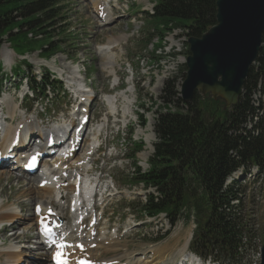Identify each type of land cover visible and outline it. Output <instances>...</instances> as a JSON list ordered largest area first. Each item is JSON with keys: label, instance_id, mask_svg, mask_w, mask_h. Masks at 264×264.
<instances>
[{"label": "rangeland", "instance_id": "1", "mask_svg": "<svg viewBox=\"0 0 264 264\" xmlns=\"http://www.w3.org/2000/svg\"><path fill=\"white\" fill-rule=\"evenodd\" d=\"M89 1L90 0H69V5L64 10V14L67 15L66 21L50 27L51 35L57 41H62L64 38L62 31H60L62 26H64L63 28H65L67 32H71L73 35L72 38L77 39V41H74L76 43L75 45H71L70 42H68L67 45H60L61 48H64L65 52L53 58L57 61V69L55 68L56 66H52V60L44 63L40 59L41 57L38 51L19 58L8 54V50H10L13 45L7 41V36L3 38L0 37V56L4 53L5 58L8 59L9 55L10 59L13 60L12 71L18 67H22L20 70H23V68L26 70L27 67L23 66L21 62L25 58V61L32 69H38L44 64L51 71L60 70V67H58V58L63 57V62H65L66 57H71L72 60L78 61V66L87 73V85L92 88L93 92L96 94V98L92 102L93 106L89 110L91 114V124L86 133V140L90 138V134H88L89 130L92 129L93 131L100 123V120L105 118L104 115L106 114V130L103 134L107 136V148L105 150L102 149L100 154L93 157V161L96 160L93 164L96 165V172L93 176L100 177V173H102L105 177L104 182L109 183L111 180L114 189L113 192H109L103 199V202H101L103 206H100L101 211L98 215L102 214V219L95 229L97 230V235H100L103 227H106V237L109 238L111 243H114L115 248H113L111 252L108 251V253H106L105 250H99L97 256L100 260H111V258H115L118 260L117 262H126L128 264H146L147 261L148 264H176L180 258L178 250L186 241L188 242L186 239L189 236L188 232H190L191 226L190 224L179 222L174 227H169L161 218L153 220L144 217L140 218L138 206L144 201L145 195L151 191H146L143 188L140 189V187H137L138 185L131 183V178L120 170L121 162H123V164H129L131 155L135 152L134 148L139 146V139L136 137L139 119L135 112L132 114L130 113L129 115L132 123L126 125L127 127L125 128L122 115H120L121 118L118 120L120 124H116L114 119L110 120L108 106H106L105 103L100 105L102 101L101 96L104 93L113 95L110 92L113 86L111 84L112 78L103 72L100 66L103 59H101L102 57L97 53L96 49L98 45L107 43L110 38H120L118 43L119 47L114 50L117 59L116 72L117 74L120 73V82H123L120 89L130 87L126 82L129 80L128 78L132 72L133 79L132 81L130 80L131 87L132 90L133 86L137 88V90L134 89V92L130 96L132 103L135 104L133 110H137L141 113L143 112V116L146 120L144 128H146L148 122L152 120L153 133L154 119L157 117L159 111L165 109L160 99L164 83L167 80L175 79V88L178 84L181 85L185 73L181 65L184 64L187 57L186 46L182 43V40L178 39L179 37H173V32H167V34L164 32V44L161 45L163 50L162 52L156 51V53H154L156 47L159 45L156 43V38L151 39L153 44L150 45L147 43L149 37L144 36L147 30L145 16L138 13L141 10L151 9V2L149 0H108L110 1L107 5V10L109 11L108 16L112 18L108 21V23H110L108 25H106L107 21H102L97 17L98 15L91 4H89ZM132 8L135 9V12H132ZM65 24L69 25L66 27ZM17 30H14L12 34H15ZM26 31V28L20 30L22 33ZM177 34L180 33L178 32ZM27 38L28 40L36 41L41 39L42 36H35L29 32ZM65 39H67L66 36L64 40ZM16 42L17 40H13V43ZM170 47H172L171 50L169 49ZM141 60L146 63L144 67L141 65ZM67 66L68 65L63 64V67ZM3 75L9 78V70L5 69ZM54 78L58 79L59 77L54 76ZM117 79H113L114 85L117 84ZM8 83L12 84L9 80ZM177 89L178 86L176 91ZM112 92L117 93L118 91ZM20 94L21 93H12L11 96L17 98ZM68 94L69 97L61 99L52 97V104H47V107L55 112L51 114V116H53V121L61 122L62 116H66V112L73 110V100L75 99L70 93ZM255 97L258 99V94H256ZM143 102L147 104L145 110L141 107ZM121 104L122 100H119L117 105L120 106ZM166 108L173 110V105H169ZM146 109L148 110L146 111ZM127 122L128 120L126 123ZM135 131L137 132L135 133ZM146 131H148L147 128L142 132L146 134ZM134 133L135 135H133ZM132 135V140H134L135 143H129L128 146L121 147L120 144L124 140L129 141ZM149 135H151V132ZM153 140L155 142V137ZM141 143L144 147V142L141 141ZM85 144L86 141L81 147L83 148ZM80 152L81 148L77 153L80 154ZM123 156L125 158H123ZM123 166L124 168L127 167V165ZM4 172L5 175L0 179V202H2V204L4 203L3 208L7 209L12 206L17 208L19 202H24L26 204V209L22 213L23 220L20 219V222L15 225V228L6 227L12 225L11 223H7L8 220L2 221L1 224L3 225V229L0 230V250L10 246L16 248V250L20 252L16 253V255H18L17 261L20 262L21 259V264H49V257L45 255L42 258L41 254H44L42 249L36 248V244L31 240L32 238H30L35 236L34 219L32 221L30 218L33 205L38 204V202L43 204L44 199H41L39 197L40 195H38L37 198L36 192L33 190L28 192L21 191L17 182H14L8 177L7 173L10 171H0L2 174H4ZM13 177L17 178V180H22L21 182L25 184L32 183V180L16 177L15 174ZM36 182L37 181L33 179L34 186H36ZM242 184L245 185L244 188L248 191L247 196L254 194L256 197V206L253 207V210L255 211L254 217L258 219L257 223H259V220L264 218V207H262V203L264 202V174L254 175L252 171V177L247 176V178L242 181ZM258 187H263V189H260L258 192ZM53 200H55V198H53ZM53 200L51 199L52 202ZM245 201H247V199ZM62 204L63 202L60 203V206ZM129 204H132V206L129 207ZM6 206L7 208H5ZM60 209L62 210L63 207H60ZM61 213V215H64L66 218L69 217L67 210H62ZM136 219L139 220V222H137ZM261 232H264V230H261ZM11 236L16 240H13ZM258 237L262 243L264 233L258 234ZM160 249L163 250L158 252ZM2 254L3 253L0 254V264H12V262H14L10 261L5 263L8 259L6 257L4 258V254L3 256ZM183 256H186V254ZM162 257L164 261L158 262L157 259ZM244 260L248 262V264H253L255 262L251 254H248L247 258H244Z\"/></svg>", "mask_w": 264, "mask_h": 264}, {"label": "trees", "instance_id": "2", "mask_svg": "<svg viewBox=\"0 0 264 264\" xmlns=\"http://www.w3.org/2000/svg\"><path fill=\"white\" fill-rule=\"evenodd\" d=\"M61 1L0 0V37L7 36V41L19 52L40 49L44 55L52 53L50 49L55 43L48 29L55 21L64 19L60 16ZM158 2L149 27L151 37L156 36L159 43L164 31L186 29L187 36L200 38L216 24L217 0ZM23 28L27 31L22 33ZM14 30L17 32L12 34ZM29 32L43 39L28 40ZM147 41L150 43L151 39ZM263 78L264 34L255 66L249 70L238 102L230 109H225L221 100L209 96L202 100L197 93L185 104L173 81L167 82L163 89V107L173 104L177 111L159 112L155 121L157 141L150 169L135 180L154 188L157 197L148 196L140 215L153 217L165 213L174 224L192 210L196 230L190 249L202 257L231 259L237 264L241 236L252 233L249 218L240 212L226 214L224 206L230 195L234 197V184L225 190L223 184L241 166H257L264 172V117L252 130L246 127L261 108H255L252 97ZM254 131L258 134L254 135Z\"/></svg>", "mask_w": 264, "mask_h": 264}, {"label": "bare ground", "instance_id": "3", "mask_svg": "<svg viewBox=\"0 0 264 264\" xmlns=\"http://www.w3.org/2000/svg\"><path fill=\"white\" fill-rule=\"evenodd\" d=\"M90 1H91V4H92L96 14L98 15V18L100 19L103 17L104 20H102V21H107V24H110V23H108V21H110L112 18H111V16L110 17L108 16L109 11L107 10V5H106L109 3V1L108 0H90ZM119 40H120V38L119 39L110 38L107 41V43H105L103 45H98L97 49H96L97 53L102 57L101 59H103L101 61L100 66H101L103 72H105L109 76L116 77V75H117L116 69H115V67H116V55L114 54V50L119 47V45H118ZM64 68H68L69 71L71 72V74H69L68 78H67L69 80L70 88L73 89L76 93H77V91H79L81 99H83L85 101H91L92 96H91L90 92L79 90L80 86H81V77H79V73L74 68H69L68 66L64 67ZM73 84H76V86L74 85V87H73L72 86ZM122 98L124 101V105L121 108L120 112H121L122 116L126 118V115L129 112V106H130L131 100H129V98L126 95H123ZM114 99H115V97L114 98L109 97L106 99V102L108 104V107H109L111 114L115 111ZM2 105L4 106V108L6 110L5 117L9 119V121H6L4 133H3V136H2V139L0 142V147H2L4 150L8 149L10 142L13 139V136L15 134L19 133L23 128H27V129L31 130L32 133H30L29 136H32V137L34 136V137L41 138L42 134L46 135L47 137H51V132L56 133V127L55 126H52L51 128H45V127L40 128V126L35 125L33 123V121L28 123V120L30 119L28 117L25 118V117L21 116L20 121L18 120L16 124L11 123V121H13L15 118L16 112L18 110H20V107L15 105V104L14 105L13 104H7L6 102H3ZM37 118H38V121H40V117H37ZM104 121H105V119H104ZM103 126L104 125H103V121H102V126L99 125L97 127L95 133H93L92 136L88 140H86L85 146L81 149L80 154H78L74 158V160H72L71 162H59V161H57V159H54V161L52 162V165H50V168L47 169V167H43L42 174H45V176H49L50 179H52L53 177H56L55 182H53L52 184L46 185L42 189H37L36 187H34L33 184H30V183H28L25 186L27 188V191L34 189L35 191H37V195H40L39 197L41 199L42 198L44 199L43 204L38 203V204H40L39 207L41 208V212L43 214L45 213V211L47 209H49L48 207L51 205H53L57 209V207H58V205L56 204L57 202L55 200H54L55 201L54 203L51 201V199L53 197L60 198V201H58L59 203L61 202V200L66 198L63 195L64 190L59 191L60 190L59 186L62 183H65L66 186L69 187L74 183V182H69L68 180H66L62 177L64 172L69 176V178H71V177L77 178V176H79L81 178V183L82 184L84 183V178H85V175L87 174L86 170H87V168H89V166L93 162V160L91 158H89V156H88L89 151L94 149L96 141H98L100 138V137L98 138V133ZM35 130L38 133H35ZM147 130L149 132H151L152 121H150L148 123ZM142 134L144 136V142L146 144V149H148L147 154H149L151 152L152 134L149 135V134H147V132L145 134L141 131H138L136 133L137 136H140ZM77 140H78V137H74L72 139V146H75L77 144ZM22 147H24V144L19 145V148H22ZM141 156L146 157V158L148 157L146 155V153H143ZM18 174H21V173H18ZM4 175H5V172H4V174L0 173V179H2V177ZM26 175L29 176V174H26ZM8 177H12V175H8ZM40 181H41V179H39V182ZM90 186H91V184H90ZM89 191H90L89 186L84 185L83 190H82L80 195L84 196L85 201H82V202L83 203L86 202V203H85V206H83L82 208L86 207L87 209H89V207H90ZM59 195H60V197H59ZM3 204H2V202H0V225H1L3 220H9L7 223H11L12 225L8 226V227L15 228V225H17L20 222L19 214L14 209H11L10 211H5L3 208V206H4ZM71 204H72V207L74 209H77V205L79 203L77 200V196H75V194H73L71 197L70 205ZM5 208H7V206ZM62 210L60 209V211H62ZM30 218H33V216ZM32 221H33V219H32ZM79 228H80V226H78L76 231H73L66 236L67 241L69 243H73V246L67 249V251L70 252V254H71V256L69 257L71 264H76L77 260L79 258H84V257L89 258L90 260H92L96 264H120L119 262H117L118 260L116 261L115 258H111V260H103V259L100 260L97 256V252L99 253V250H105L106 253H108V251L111 252L113 250V248H115L114 243H111L109 238L106 237V233H105L107 230L106 227H103L101 234L95 238H92L93 234L95 233V229L89 228L85 234H82V232L79 231ZM13 236H11L12 239L16 240L15 238H13ZM189 236H190V233H189ZM189 236L186 239V240H188V242L187 241L185 243L183 242L184 244L178 250V253L180 254V256H183L185 254L191 255L188 252V244L190 241ZM76 242H79L83 246L82 252H80L75 247ZM40 246H42V248H41L42 250L46 251L45 244L41 243ZM92 246H94V249H92ZM162 250L160 249L158 252H161ZM1 253L4 254V258L6 257L8 259L5 261V263L10 262V261H14V262H12V264H16L17 262H19V261H17L18 255H16V253H20V252L17 251L16 248H13L12 246H10L6 249L0 250V254ZM3 254H2V256H3ZM43 256H45V255H42V258H43ZM50 260H51V258L49 257V259H48L49 264H50ZM153 261H155V260H153ZM153 261H151V262H153ZM157 261L163 262L164 258L163 257L158 258ZM21 262H22V260L20 259V262L17 264H21ZM146 264H148V261L146 262Z\"/></svg>", "mask_w": 264, "mask_h": 264}, {"label": "water", "instance_id": "4", "mask_svg": "<svg viewBox=\"0 0 264 264\" xmlns=\"http://www.w3.org/2000/svg\"><path fill=\"white\" fill-rule=\"evenodd\" d=\"M216 7V24L201 38L187 41V71L180 93L186 103L199 92L230 107L237 103L262 44L264 0H217Z\"/></svg>", "mask_w": 264, "mask_h": 264}, {"label": "snow or ice", "instance_id": "5", "mask_svg": "<svg viewBox=\"0 0 264 264\" xmlns=\"http://www.w3.org/2000/svg\"><path fill=\"white\" fill-rule=\"evenodd\" d=\"M61 247H63V245H61ZM57 255L59 256V253Z\"/></svg>", "mask_w": 264, "mask_h": 264}]
</instances>
